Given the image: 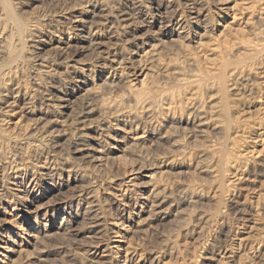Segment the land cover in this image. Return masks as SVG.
Returning a JSON list of instances; mask_svg holds the SVG:
<instances>
[{
  "label": "bare ground",
  "instance_id": "bare-ground-1",
  "mask_svg": "<svg viewBox=\"0 0 264 264\" xmlns=\"http://www.w3.org/2000/svg\"><path fill=\"white\" fill-rule=\"evenodd\" d=\"M50 1L53 2L54 0H49V4L51 3ZM63 1L64 2L62 3L57 1V3L55 2L53 5L50 4L51 6L49 8L47 7L48 9H43L44 7L41 8L43 4H38L40 0H0V117L10 111H14V109H17L14 113L19 115L20 122L23 121V124L25 125L22 127L23 124L22 126L19 124L17 129L12 128L15 132L12 134L10 131L11 134L9 135L4 134L8 130L4 132V130L2 131V128H0V184L2 185L1 187L11 184V190L13 192L12 195L16 197L14 199L18 200L19 203L22 200L24 201V204L21 203L18 207H15L19 216H24L22 217L21 222L27 226L29 225V227L23 229V232L18 237H4L5 239H2L3 237L0 236V255L5 260L11 257L23 256L24 258V256L33 253V255H35V260L41 262L42 257L37 253L40 251V246L43 245L44 242L53 238L55 239L56 237L53 236L55 234H60L59 232L69 231L70 233H73L76 231L78 227L74 229L73 224L76 222L77 218L83 215L86 211L87 213H91L93 211L92 208L99 205V203H97L99 201L96 200V188L94 189L91 185V179H85V176L83 175L84 172L82 173L81 171L82 167L85 168L86 166H91L95 168L101 166L104 158L106 157L105 150L107 149L105 148V144H103L104 141L100 136L102 133H97L96 130L92 133L91 129L94 127H100V125L102 126L106 117L112 118V120L115 121L114 123H119L125 119H130V121L134 120L138 116L137 111L139 110L141 112L146 109L145 113L147 115L148 113L150 114L152 111V104H154V101L156 102L157 100L156 95L159 94L158 86H162V89L165 88V86L160 84V82L168 80L171 73H173L171 77L174 76V79L178 81V79L175 78L174 73L177 75L180 74V76L183 77L180 72L183 71V74H185L186 70H183L185 65H189V63L192 64L191 62L194 61L187 50L190 44L188 45V42L186 41L191 37L190 32L194 30H192V26L196 25L201 28L204 23L207 22L206 12L204 13L202 11V6L201 8L198 6L199 4H203L201 3L202 0H125V2H122V0ZM250 1L249 3L246 2V4L243 5L244 10L242 9L243 12H246L245 16L247 15V18L244 16L247 20L246 22H250V25H247L249 29L245 26L247 23H243L242 27L245 26L246 30H251L252 39H249L250 35L247 37V34L244 33L246 36L244 35L245 37H243V34L241 36L245 40L243 39L242 41L234 42L233 44L229 42L232 46L228 49V46L222 49L221 53H213L212 51H215L216 49H212L216 47H212V51L207 53L210 54L211 57L206 58L207 54L205 55V58L210 60V65H212L211 68H209L210 66L208 67V70L207 68L205 69L207 71V74H205L207 76L208 73H210L212 79L209 78V80L205 77L208 80L206 81L204 79L207 83L203 87H201V85L197 86L198 82H196V80L202 78L199 76L202 74L200 73V69L199 71L195 70L197 73H200L198 75L199 78L196 77L194 80L189 81L193 87L190 88V92H188L190 94L187 93L189 95L187 96L189 98L192 96V99H189L183 108L180 106L182 110L179 109V111L181 110L180 112L188 114L187 117L185 116L187 120L189 119L191 122L196 123L197 126L203 127L207 124V121H216V118H218L222 112L225 114V110H228V108L232 106L230 105L228 107V99H226L229 94H227L228 87L225 84L227 82V77L230 78L231 76V82L228 83H231L233 88H238L240 86L244 87L243 85L249 80L251 72L241 69V65H234L233 67L232 64V68L230 67L231 69L228 70L230 64L232 63L228 60L229 57L233 54H238L236 56H241L240 58L245 60V62L247 60L252 61L249 64L250 67L254 65V63L261 61L255 52H257L256 48L258 46L264 45V0H257L262 3ZM44 2H47L48 4V0ZM128 2L132 4H128ZM210 2L214 4L217 9L226 10L229 8L228 4L230 1L211 0ZM241 2H243V0H241ZM241 2H239V4H241ZM237 3L238 2H235L233 5H236ZM233 5H230V8L234 9ZM197 6L201 10H199ZM243 6L240 7L242 8ZM238 7L235 8L238 9ZM235 11V13H237V10ZM238 13H240V11ZM208 17H210V15H208ZM235 18H238V16H233V19ZM187 28H189V30H187ZM240 32L239 36L237 35L238 38H236V41L241 38ZM251 32H248V34H251ZM205 34H203V36ZM139 43L146 45L144 49H140V51L142 50V54L137 53V45ZM223 44L225 45L224 41ZM224 45L221 44L223 47ZM49 51L50 53H53L52 60H50V57H48L49 59L46 57V55L49 54ZM45 52L48 54L44 55ZM211 52L213 54H211ZM205 58L203 59L204 61ZM240 58L238 59L240 60ZM198 61L195 63L197 64ZM204 61H202V63H204ZM207 65L209 64L204 66L207 67ZM188 67H191V65ZM185 68L187 69V66ZM192 73H194V71ZM24 79L26 81H23ZM181 80L180 82L183 81ZM168 81H166V83ZM189 82L187 83L189 84ZM253 82H250L251 85ZM182 83L180 85H182ZM201 83L204 84L203 81ZM170 87H167L166 89ZM174 87L175 86H173V88ZM177 87L179 88L180 86L178 85ZM187 87H189V85H187ZM253 87L254 86H251V88ZM176 88H174V90H176ZM178 88L177 90H179ZM166 89L164 90L166 91ZM202 89L205 92H203ZM239 89H235V91ZM200 90H202V94L207 93L208 102H213L212 99L215 96L212 97L214 93L211 94V92L215 91L216 97H221V103H219L216 99L218 103L215 101L214 103H207L208 106L206 107L207 109H205L204 106L206 105V101L204 102L205 98H203L204 100L202 101L205 103L204 105L200 100L199 97L202 96L201 94L199 96ZM231 92H233V90ZM162 94V100H160L158 104L164 99L168 100L170 98L171 101H167V109L170 107L171 111H173L172 108L175 106L176 101L174 100V102L172 97H177L179 95L173 96L174 93L169 92ZM209 97H212V99ZM179 98L181 97L179 96ZM209 99H211V101ZM36 101L41 103L39 107H36ZM180 102L178 104H180ZM183 102L184 101L181 103L183 104ZM159 107L161 106H158V108ZM163 107L165 108V106ZM158 108L155 109L157 110ZM159 111L160 110H158V112ZM179 111L177 109L178 115L180 113ZM209 111H212L213 114L211 113L210 115H207ZM168 112H170V109ZM174 114L176 115V113ZM182 115H180V117H182ZM140 117L142 118V116ZM146 118L147 116L145 119ZM149 119L146 122H148ZM151 120L152 119H150V121ZM219 120H223V118H220ZM136 122L138 121H135V123ZM226 122L230 121L227 120ZM223 123L227 124L225 122ZM106 125L108 127V124ZM135 126L137 127V125ZM172 127L175 126L172 125ZM194 127L195 126L193 125V128ZM130 128L133 129L132 127ZM148 128L151 129L150 127ZM153 128H155V126ZM225 128L226 127L223 128V131H225ZM145 129L146 128H144V130ZM207 129L210 130V128ZM166 130L164 132H166ZM168 130H170V127ZM190 130L193 131L192 129ZM10 132L8 131V133ZM104 132L106 133V131ZM169 132H172V130ZM173 132L172 134L175 133ZM220 132L222 131L220 130ZM211 133L214 132L211 131ZM106 137L108 136L106 135ZM134 140L136 141V139ZM157 142L159 141L157 140ZM171 142L173 143L174 141ZM8 143L14 144L15 151L12 152L8 149ZM177 143L178 142L176 141L175 144ZM211 144L216 145L215 143ZM132 145L133 142L129 143V145H124L123 147L118 146L117 148L120 149V152L123 154H125V152H129L132 156H134L135 166L131 171H134V175L144 172L145 175H143V178L145 180L143 182V186L152 187L145 197L143 195L141 198L142 200L135 201V205H131L129 201L130 199L127 198L129 199L128 201L126 199L127 203H122L124 204V206H122L124 208L117 207L118 209L112 210L111 213L114 212V218L119 226H121V229L124 230L129 227L130 223H132L131 215L134 212L133 209L135 206H140L142 208L141 210L146 209L149 215H154L160 210H158L159 207L162 208L160 204L165 202V196L167 195L166 191V195H162L166 187L161 186L162 183L160 184L156 181V174H154L155 164L151 161L150 163L144 162L139 153H134L135 149L133 151L131 150L135 147L134 145V147H132ZM10 146L13 147V145ZM169 150L171 149L169 148ZM163 152L165 151L163 150ZM142 157L145 156L142 155ZM111 160L113 161V159ZM208 162L210 163V161ZM201 164L203 163H200V165ZM88 168L89 167H86V169ZM63 172H66L69 175V178L75 182L74 186L72 188L70 187V192H68V194L65 190L68 188V184L59 183L56 179ZM134 178L135 176L132 177V179ZM136 178H138V176ZM133 182L135 183L136 181L134 180ZM8 189H10V187ZM8 191L10 192V190ZM31 192H33L34 196L32 199H27L23 196L26 193L29 194ZM183 192L184 191H182V193ZM64 193L67 195L64 196ZM207 194H203L202 197H199L202 199L201 201H210V196ZM47 196H50V205L47 209L45 205L43 206L42 204L34 205L33 201L37 198ZM74 201L81 202L83 210H81V207L75 206L74 208ZM61 211L64 212L60 221L44 223V227H40L42 222L38 219L45 218L46 214H49L50 212L52 216H57V214ZM30 213H34L37 219H34L35 221H33V224L32 221L30 223ZM94 217L96 218L95 223L93 221L95 224L94 226H96L95 233H103V219L101 220L100 216H97V214L94 215ZM101 217H103L102 214ZM149 217L153 219L151 216ZM141 223L142 221L140 224ZM67 234L70 235L68 232ZM93 237H95V235Z\"/></svg>",
  "mask_w": 264,
  "mask_h": 264
},
{
  "label": "rangeland",
  "instance_id": "rangeland-1",
  "mask_svg": "<svg viewBox=\"0 0 264 264\" xmlns=\"http://www.w3.org/2000/svg\"><path fill=\"white\" fill-rule=\"evenodd\" d=\"M42 1L40 0L38 4L42 3L43 5L41 4L42 5L41 8L44 7L43 9H48L51 5L55 4V2L57 3V1L58 2L60 1L59 3L64 2L63 0H57V1L54 0L53 2L50 1L51 2L50 5L48 0V4H49L48 5L47 2H44L47 0H44L43 2ZM123 1L125 2V0H122V2ZM210 1L211 0H202L201 3L203 4L198 5L200 6V8L202 6V11L204 13L206 12L207 22H205L203 27L201 28L197 27L196 25L192 26V30L193 29L194 30L190 32L191 37L188 40H186L188 42V45L190 44L187 50L191 55L192 60L194 59V61H192L191 63L195 67L197 66L198 68L199 67L200 68L199 69L197 67L195 68L192 64L189 63V65L188 64L185 65V67L187 66V69L185 67L183 69L186 70V72L184 71L185 74H183V71L180 72L183 77H181L180 74L177 75L176 73H174L175 78H177L179 82L176 79H174V76L171 77L173 73L170 74L171 79L169 78L168 79L169 81L166 80L168 81L167 82L168 84L171 82L169 86L166 83V81H161L160 84H163L165 86L164 89L170 86L171 87L166 89L165 91L164 89L161 88L162 86L161 87L160 85L158 86L159 89L158 93L160 95L157 93L158 94L156 95L157 100L156 102L154 101V104H152L153 106L150 114L148 113L147 115L145 113L146 109L145 111L143 110L141 112L139 110L137 111L138 116L134 120L130 121V119H125L123 121H120L119 123H114L115 121H113L112 118L106 117L105 121L107 123L104 121L102 126L100 125V127L97 128L94 127L91 129L92 133L96 130L97 133L103 134V135L100 134V136L102 137L104 141L103 144H105V148L107 149L105 150L106 159L104 158L103 161L104 165L102 164L101 166H98L99 168L98 167L93 168L91 166H86L89 167L88 169H86V167L81 168L82 173L84 172L83 175L85 176V179H91V185L94 187V189L96 188L95 189L96 197H97L96 200L99 201V202L96 201L97 203H99V205L97 204L98 208L94 207L92 208L93 211L91 213H87L86 211L84 212L83 215L80 216L81 218L80 217H78L79 219L77 218L76 222H74L73 224V228L76 229L78 227V229H76V231L73 232L74 234L72 232L70 233L69 231L66 232L64 231L65 234L64 232H59L60 234H55L53 236L56 237L55 239L53 238L47 242H44V244L40 246L41 247L39 249L40 251L37 253L42 257L41 262L35 260V255L31 253L30 255L24 256V258L23 256L13 257V258L11 257L6 260L0 255V261H1L0 264H58V263L59 264H98V263L101 264L102 262H103L102 264H264V124H263L264 123V114H263L264 113V95H263L264 94V70H263L264 45L258 46L256 48L257 52H255L257 54V57H259L260 58L259 60L261 61L256 62L257 64L254 63V65H252L251 67L249 66V64L252 61L247 60L245 62V60L240 58L241 56L240 57L236 56L238 54L236 55L233 54L228 59L230 63L232 62L231 64L229 63L230 66L228 70L232 68L231 66L233 64V67L234 65L236 66L241 65L240 66L241 69H244V71L248 70L249 72H251L249 80L247 81V83L243 85L244 87H241L239 85L240 87L233 88V85H231V83H228L231 82L230 80L231 76L230 78L228 77L226 78L227 82L225 84L229 88V90L227 88V94L229 93L226 98L228 99L227 104L228 107L230 105L232 106H230L229 108L227 107L228 110H225V114L222 112L220 115L222 117L220 116L219 117L221 119L223 118V120L225 119L226 116L229 118L226 117V119L223 121V120H219L220 118L218 117L219 119L216 118L217 122L214 120H210L211 122L207 121L206 122L207 124L205 126L200 127L197 126L196 123L191 122L189 119L187 120L186 117L188 114L180 112L182 108L185 106L186 102L189 101V99L190 100L192 99L191 98L192 96H190V98L188 97L189 96L188 94H190L188 92H190V88L193 87L189 81L190 80L192 81L196 77L199 78V76H201L203 79L202 78H201L202 80L197 79L196 82H198L199 84V85L197 84V86L201 85V87H203L207 83L206 81H208L207 78L212 79L210 73H208L209 76L208 75L206 76L207 71L205 69L207 68L208 70L212 66L210 65L211 61L206 59L211 57V55L207 53L214 49L219 51L216 50L212 51L213 53L215 52L221 53L222 49L226 48L227 46L228 49L229 47L232 46L230 43L233 44L234 42L242 41L244 38H242L241 35L243 34V37L246 36L244 33L247 34V37H249L250 35L249 39H252L251 30H246L245 27L248 24L250 25V22L249 21H248L249 23L246 22L247 15L245 16L246 12L245 11L243 12L244 10L243 5H245L246 2L249 3L250 0L249 1L243 0V2L245 3L241 2V0L240 1L229 0L230 1L228 4L229 8L226 10L217 9L215 5L212 4ZM251 1L256 3L261 2L257 0H251ZM232 2L234 4L235 2L238 3L236 5H233ZM239 2H241V4H239ZM128 4H132V3L128 2ZM230 5H233L234 9L230 8L231 7ZM238 5L239 7L240 6L243 7L239 8ZM198 6L197 8L201 10ZM235 7H238L239 10L236 9ZM235 10H237V13L240 11V13L238 14L235 13L236 12ZM208 15H210V17H208ZM239 15L241 16V18ZM233 16L234 17L238 16L239 21L238 18L233 19ZM243 23H247L246 25L244 24L245 28L242 27ZM248 26L247 29H249ZM187 30H189V28H187ZM239 32L242 39L239 38L240 40L238 39L236 41V38H238L237 35L239 36ZM248 32H251V34L250 33L248 34ZM203 34L205 35L203 36ZM223 41L225 42V45L223 44ZM227 42L230 43L228 44ZM221 44L224 45V47L221 46ZM137 47H138L137 53L142 54V50L140 51V49H144L146 45L145 44L142 45L141 43H139ZM212 47H216V48L212 49ZM258 49L261 51H259ZM189 50L192 52H190ZM212 52L211 54H213ZM48 53L45 52L44 55L48 54L46 55L47 59H49L48 57H50V60H52L53 53L52 52L50 53V51ZM206 54L207 57L205 58ZM194 55L197 57H195ZM198 57L200 60L198 59ZM204 58L205 61L203 60ZM238 58H240V60ZM201 59L202 61H204L205 64L202 63ZM196 61H198L197 64L195 63ZM206 64L209 65H207L206 67L204 66ZM190 65L191 67H188ZM200 69H201L200 73L202 74L196 72L199 71ZM257 69L260 70L258 71ZM193 71L194 73H192ZM190 74L191 75L194 74L195 76L192 75L193 76L192 77ZM180 77L185 82H183ZM179 78L183 83L180 82ZM23 81L26 80L24 79ZM202 81L204 84L201 83ZM187 82H189V84ZM250 82H253L254 84L252 83L251 85ZM181 83L182 85H180ZM176 84H178L180 87L178 88L177 87L178 85ZM229 84L232 86V88ZM185 85L186 87L187 85H189V87L186 88ZM173 86H175L174 88L177 87L179 90H177V88L176 90H174ZM251 86L254 87L251 88ZM235 89H239L236 91L237 93L240 94H237ZM202 90L199 91L200 92L199 96L200 94L202 95L199 98L201 101L204 100L203 98H205L204 102L206 101L205 102L206 105L202 101V103L205 105L204 106L205 109H207L206 108L208 106L207 103H214V101L215 102L219 101V103H221L220 101L221 97H216L215 91L211 92V94L214 93L212 97L215 96L216 98L214 97L212 99V97H209L212 99L213 102H208L207 93L202 94L203 92H205L203 90V92L201 93ZM232 90L233 92H231ZM161 92L174 93L173 96L179 95L181 97L179 98V96H177L179 100L176 96L172 97L173 99L171 98L173 101L174 100L176 101V102L174 101L176 104L172 108L174 112L171 111L170 107L167 109L168 107L167 101H171L170 98L168 100L164 99L163 101H161V103L158 104V102L162 100ZM183 92L186 96L183 94ZM179 93H181L182 95ZM211 99L209 100L211 101ZM178 101L179 102L184 101L185 103L183 102L182 104L180 102V104H178L179 103ZM38 102L39 101L35 102L36 107L37 106L39 107L41 105V103ZM155 103L157 106L155 105ZM177 104L179 105V107L181 106L182 108L181 107L179 108ZM158 106L161 107L158 108ZM163 106H165V108ZM155 108L158 109L156 110ZM169 109L170 112H168ZM177 109L178 111L179 109H181L179 111L180 112L179 115ZM158 110L160 111L158 112ZM15 111H17V109H14V111H10L2 115L1 117L4 120L0 117V122L2 123V125L0 123V128H2V131L4 130L5 132L6 130H8L9 132L11 131L13 134L15 131L12 128L17 129V127H19V124L22 126L23 121L20 122L19 115H17V113H14ZM174 113H176V115ZM208 113L207 115H210L212 111H209ZM222 114H224L225 116ZM180 115H182V117H180ZM140 116H142L143 120L145 119L146 116L147 118L143 121ZM148 117L152 119L151 120L152 122ZM1 119L5 122H3ZM148 119L149 121L146 122ZM227 120L230 122L232 120L231 122L232 125L230 124V122H226ZM135 121L138 122L135 123ZM223 122L227 124H224ZM106 124H108V127ZM130 124L133 126H131ZM171 124L175 127H172ZM192 124L195 126L194 127L195 129L193 128ZM214 124L216 125L218 124V125L216 126ZM135 125H137V127ZM24 126L25 125L23 124L22 127ZM154 126L155 128H153ZM168 126L170 127V130H168L169 129ZM196 126L198 128L200 127L201 129L200 128L198 129ZM130 127H132L133 129H131ZM148 127H150L151 129H149ZM224 127H226L224 129L225 131H223ZM106 128L110 131H108ZM144 128L146 129L144 130ZM173 128L174 130L175 129L177 130L174 131ZM188 128L192 130L194 129L193 130L194 132L196 131L197 133L198 132L199 133L198 134L196 132L194 133ZM207 128H210V130ZM165 130L166 132H164ZM171 130L172 132L174 131L175 133L173 132L174 134H172V132H169ZM220 130L222 132H220ZM8 131L3 133L7 135L11 134V132L8 133ZM104 131H106V133ZM211 131L214 133H211ZM203 132L205 135L203 134ZM106 135L108 137H106ZM159 136L160 137L162 136L161 139ZM216 137L218 138V140ZM134 139H136V141ZM157 140L159 142H157ZM171 141L174 142L172 143ZM176 141L178 142L177 144H175ZM128 142L129 143L133 142V145L135 147L132 145V147L134 148H132L131 150L133 151L135 149L134 153H139L141 159L144 162L150 163L151 161L152 163L155 164L154 174H156L155 175L156 181H158L160 184L162 183L161 186L166 187L165 188L166 190L164 189V193L162 195L163 196H165L166 194L167 195L165 196V200H164L166 203L163 202L164 204L163 203L160 204L162 208L159 207L158 210L159 209L160 210L158 211V213L154 215H149L146 209L141 210L142 208L140 206L138 207L135 206L133 209L134 212L131 215L132 223H130L129 227H127L124 230L121 229V226H119V224L117 223L116 219L114 218L115 217L114 212L111 213L112 210L118 209L117 207L124 208L122 206H124V204L127 203L129 199L131 205H135V201L142 200L141 198L143 197V195L145 197L152 187V186H145V187L143 186V182L145 180L143 178V175H145L144 172L134 175V171H131L135 166L134 156H132L129 152H125V154H123L120 152V149L117 148L118 146L123 147L124 145H129ZM211 143H215L216 145ZM10 145H13V147ZM7 146L8 149H10V151L12 152L15 151V146L13 143L11 144L8 143ZM169 148L171 150H169ZM163 150L166 153L163 152ZM213 151L215 152V154ZM142 155L145 157H142ZM206 155H207V159H206ZM111 159H113V161ZM208 161H210V163ZM200 163L203 164L200 165ZM62 174L59 175L58 178L56 179L59 183L68 184L69 189L66 187H65L66 189L64 188L66 190V193L68 194V192H70V187L72 188L75 182L69 178V175L66 172H63ZM134 176L135 178L132 179V177ZM137 176L138 178H136ZM92 178L94 179V181ZM134 180L136 181L135 183L133 182ZM1 186L2 185L0 184V236L3 237L2 239H5L7 237H18L19 235H21L24 228L29 227V225L27 226L21 222V219L24 216H19L15 207V206L18 207L21 203L24 204V201L22 200L19 203L18 200L14 199L16 197L12 195L13 192L11 190L12 188L11 184L9 185L7 184L5 185V187L3 186L4 188ZM9 187L10 189H8ZM8 190H10V192ZM182 191L184 192L182 193ZM67 194H65L64 196H66ZM203 194L209 195L210 197L209 196L208 197L210 201L207 202L201 201L202 199H200L199 197H202ZM23 196H25L27 199L28 198L32 199L34 197L33 192L29 194L26 193ZM49 200H50V196L41 197V198H37L35 201H33V203L34 205H40V204H42L43 206L45 205L47 209L50 205ZM123 202L124 204H122ZM73 206L74 208L75 206L81 207V210H83L81 202L79 201L78 202L74 201ZM63 212L64 211H61L60 213L57 214V216H52L50 212L49 214H46L45 218L38 219L40 222H42V224H40V227H44L43 226L44 223L60 221L61 217L63 216ZM93 214L94 215L97 214V216H100L101 220L103 219L102 220L104 223L103 233L102 232L95 233L96 226H94L95 225L94 223L96 218L94 217ZM101 214L103 217H101ZM149 216H151L153 219H151ZM29 219H30V223L32 221V224L33 221L37 220L34 213H30ZM138 221L140 222L142 221V223L140 224V222ZM67 232L71 236L68 235ZM94 235L96 238L93 237Z\"/></svg>",
  "mask_w": 264,
  "mask_h": 264
}]
</instances>
